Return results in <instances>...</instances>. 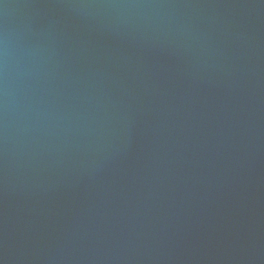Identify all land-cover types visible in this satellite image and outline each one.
I'll use <instances>...</instances> for the list:
<instances>
[{
    "label": "water",
    "instance_id": "water-1",
    "mask_svg": "<svg viewBox=\"0 0 264 264\" xmlns=\"http://www.w3.org/2000/svg\"><path fill=\"white\" fill-rule=\"evenodd\" d=\"M0 264H264V0H0Z\"/></svg>",
    "mask_w": 264,
    "mask_h": 264
}]
</instances>
